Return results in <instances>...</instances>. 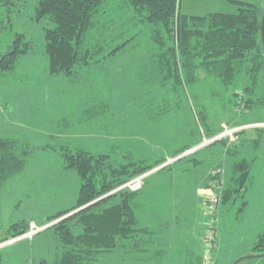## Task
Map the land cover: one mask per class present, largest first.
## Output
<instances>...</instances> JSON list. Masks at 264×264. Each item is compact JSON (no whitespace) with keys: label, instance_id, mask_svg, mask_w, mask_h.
Listing matches in <instances>:
<instances>
[{"label":"rangeland","instance_id":"374dc122","mask_svg":"<svg viewBox=\"0 0 264 264\" xmlns=\"http://www.w3.org/2000/svg\"><path fill=\"white\" fill-rule=\"evenodd\" d=\"M38 1L21 0L7 7L0 0V52L9 50L18 33L31 41L30 51L16 60L11 74H0V137L18 139L34 149L26 169L2 189L0 264H40L43 259L54 263L62 253V244L47 229L56 221H47L75 206L81 186L77 174L63 164L61 147L66 146L72 151L108 154L114 164L126 161L124 157L130 153L145 165L165 160L145 174L137 200L140 225L153 233L137 236V246L125 240L113 251L99 253L97 264H234L237 256L264 254V133L260 147L254 144L258 137L254 125L264 123V107L246 108L234 97L241 93L247 98L242 89L250 84L248 76L242 72L229 88L204 72L198 73L192 85H177L165 74L162 82L143 86L139 78L143 62L160 53L152 34L154 26H130L129 18L137 13L126 10L127 0H108V13L99 18L102 27L93 30L92 39L103 42L109 34L126 31L125 47L116 56L106 57L103 64L83 71L77 81L52 79L44 50L47 21L33 19ZM200 1L214 4L203 9L204 15L239 11L232 0ZM246 1L264 8V0ZM181 6L179 0L183 13ZM155 28L165 40L163 44L172 46L174 41L170 43L165 29ZM178 71L183 82L181 65ZM147 92L157 94L160 101L150 112L142 103ZM263 95L259 90L256 98ZM91 107L99 113L89 116ZM209 130L216 132L214 137L227 130L229 138L223 137L227 145L222 138L209 142L214 139ZM244 130L248 141L239 151L241 158L253 163L249 189L223 203L221 193L231 182L237 160L228 147L241 140ZM185 147L193 148L174 157ZM28 222L29 232L33 224L41 232L35 237L26 235L28 232L13 238L10 226ZM158 253L162 257H156ZM243 264H264V257L246 258Z\"/></svg>","mask_w":264,"mask_h":264},{"label":"trees","instance_id":"16d2710c","mask_svg":"<svg viewBox=\"0 0 264 264\" xmlns=\"http://www.w3.org/2000/svg\"><path fill=\"white\" fill-rule=\"evenodd\" d=\"M2 1L3 5L8 7L21 0ZM107 1H38L33 19L39 23L47 21L43 26L44 50L48 58V74L52 79L67 77L77 81L83 71H89L92 65L103 64L106 57L116 56L118 50L125 47L128 42L126 31L119 35L109 34L103 42L100 39H92L93 30L102 27L99 18L108 13L105 9ZM231 2L239 7L237 13L213 12L199 16L182 13L178 8L179 0H127L129 6L126 10L132 9L138 14L134 19L129 18L128 24L154 26L153 38L160 46V53L149 55L143 62V69L139 72L140 83L146 87L152 86L162 82L161 79L167 74L174 78L177 85H192L198 80V73L204 72L229 88L235 85L238 76L244 72L250 79V84L242 89L247 98L240 95L241 93H235L234 97L246 108L264 107V95L256 98L259 90L264 92L260 87L261 83L264 87V47L261 30L264 8L246 0ZM158 25L165 29L170 43L174 41L172 46L163 44L165 40L159 37L157 27L155 28ZM158 39H162V42L159 43ZM30 46L31 41L25 34H16L9 50L4 54L0 52V74L10 75L16 60L27 54ZM180 65L185 75L183 82L178 71ZM145 96L146 101L142 103L148 106L147 111L150 112V107L160 101L157 102L158 95L153 92H147ZM100 104L103 102L100 101ZM98 113L99 110L95 107L87 109L89 116ZM246 131L241 133V140L236 145L228 147V153L237 160L233 164L231 182L221 193L223 203L249 189L253 163L246 157L241 158L239 151L242 144L248 141L243 137ZM257 131L258 137L254 144L259 148L264 129L258 128ZM209 133L210 138L216 135L213 130H209ZM220 140L224 146L227 145L226 139ZM191 148L193 147L178 150L174 157ZM61 152L65 168L77 174L81 186L75 206L57 213L47 221V224L56 221L47 229H52L56 239L62 244V253L54 263L43 259L40 264H97L99 253L113 251L122 241L130 240L132 245H139L136 237L148 236L152 231L140 225L136 212L137 200L145 186V174L163 164L165 160L145 165L144 161L135 160L130 153L124 157L126 161L114 164L111 157L104 153L72 151L67 146L61 147ZM33 153L31 146L22 144L18 139L0 137V197L3 186L26 169ZM74 161H81V164L74 166ZM85 161L91 163L84 164ZM141 176L144 178L139 189L133 190L125 186ZM88 204V207L73 216L61 218ZM243 204L246 205L247 201ZM30 224L31 222L11 225L13 238L28 233ZM261 251H264V248H261ZM156 257H162V254L158 253ZM145 261L147 260H143ZM148 262L151 263L149 260Z\"/></svg>","mask_w":264,"mask_h":264},{"label":"crops","instance_id":"0c3cea01","mask_svg":"<svg viewBox=\"0 0 264 264\" xmlns=\"http://www.w3.org/2000/svg\"><path fill=\"white\" fill-rule=\"evenodd\" d=\"M212 1H204L201 2L200 0H182V9H183V13L186 15H199V16H205L208 15L211 12L204 14H201L203 9H206V6L208 7H212L214 6L213 3H211ZM214 12H221V13H226V12H222V11H214ZM76 193V192H75Z\"/></svg>","mask_w":264,"mask_h":264},{"label":"built area","instance_id":"2783aa9c","mask_svg":"<svg viewBox=\"0 0 264 264\" xmlns=\"http://www.w3.org/2000/svg\"><path fill=\"white\" fill-rule=\"evenodd\" d=\"M262 126H264V123L263 124H256V125H254V127H262ZM252 127V126H251ZM246 128H248V127H246ZM230 133V132H229ZM232 133V132H231ZM228 135H230V134H227V130H226V133L224 132L222 135H218L217 137H214V139L212 138L211 140H209V142H211V141H213V140H218V139H220V138H223L224 136H228ZM228 138H229V136H228ZM219 173H221L220 171H219ZM143 178H144V176H141V177H138V178H136V179H134V180H132V181H130L129 183H127L125 186H129L131 189H133V190H137V189H139L140 187H141V184H142V180H143ZM133 184H136V186H135V188L132 186ZM40 230H39V227H37L36 226V224H33L32 225V228H31V232H29L28 234H26V235H28V236H33L34 234H36V233H38Z\"/></svg>","mask_w":264,"mask_h":264},{"label":"water","instance_id":"95a60500","mask_svg":"<svg viewBox=\"0 0 264 264\" xmlns=\"http://www.w3.org/2000/svg\"><path fill=\"white\" fill-rule=\"evenodd\" d=\"M261 30H262V40H263V47H264V12H263V16H262ZM263 257H264V254H256V255H253V256H246V258H263Z\"/></svg>","mask_w":264,"mask_h":264},{"label":"snow or ice","instance_id":"6c2138e0","mask_svg":"<svg viewBox=\"0 0 264 264\" xmlns=\"http://www.w3.org/2000/svg\"><path fill=\"white\" fill-rule=\"evenodd\" d=\"M83 163L88 164V163H91V161H85ZM80 164H81V161H74V166H79ZM245 258L246 257L244 256H237L235 260V264H243Z\"/></svg>","mask_w":264,"mask_h":264}]
</instances>
